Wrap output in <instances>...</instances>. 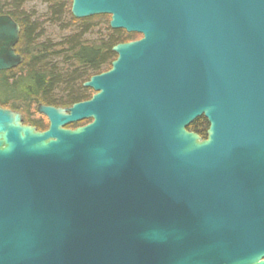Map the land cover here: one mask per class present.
I'll use <instances>...</instances> for the list:
<instances>
[{"label":"water","instance_id":"1","mask_svg":"<svg viewBox=\"0 0 264 264\" xmlns=\"http://www.w3.org/2000/svg\"><path fill=\"white\" fill-rule=\"evenodd\" d=\"M112 69L40 132L0 107V264H264V0H73ZM0 15V72L23 64ZM205 117L207 139L189 131ZM92 121L68 129L71 124Z\"/></svg>","mask_w":264,"mask_h":264},{"label":"trees","instance_id":"2","mask_svg":"<svg viewBox=\"0 0 264 264\" xmlns=\"http://www.w3.org/2000/svg\"><path fill=\"white\" fill-rule=\"evenodd\" d=\"M33 1L36 0H0V15L11 16L21 26L16 52L24 58L18 68L0 72V107L21 112L26 115L25 124L45 132L49 127L43 121L33 120L32 111L39 113L40 105L67 109L90 100L94 92L84 88V84L112 69L118 58L114 47L143 37L112 30L111 16L78 20L73 17L72 3L69 5L68 0H43L50 6L49 14L33 21V14L25 8ZM48 24L75 34L58 44L41 42ZM97 27L102 28V34L95 40L86 39ZM91 122L71 124L67 128L75 130ZM209 128L208 120L202 117L188 130L207 139Z\"/></svg>","mask_w":264,"mask_h":264},{"label":"rangeland","instance_id":"3","mask_svg":"<svg viewBox=\"0 0 264 264\" xmlns=\"http://www.w3.org/2000/svg\"><path fill=\"white\" fill-rule=\"evenodd\" d=\"M67 2L70 5L71 3H73V0H68ZM25 8H26L27 12L33 14V17H32L33 21L37 20L41 16L49 14V10H50V6L47 3H45L43 0H36L33 2H29L25 5ZM92 31H93V33L90 36L85 37L86 39L95 40L98 38L97 37L98 35L102 34V28L101 27H97ZM72 34H75L74 31L71 32L69 30V31L63 32L57 26H53V25L48 24V25H46V34L41 37L40 41L44 42V43L48 41V42H52L54 44H58V43H61L64 39H68L70 37V35H72ZM103 34H105V33H103ZM140 38L141 37L139 36L137 39H140ZM94 95H95V92L93 93V96ZM0 97H1V95H0ZM17 112H19V111H17ZM32 114H34L32 116L33 120L43 121L46 128H48L50 126L49 120L45 116L41 115L40 113H34V111H32ZM30 116H28V117H30ZM23 117H24V124H25L26 115H23ZM25 125H27V124H25ZM28 126H31V125H28ZM32 127H35V126H32ZM35 128H37V127H35Z\"/></svg>","mask_w":264,"mask_h":264},{"label":"flooded vegetation","instance_id":"4","mask_svg":"<svg viewBox=\"0 0 264 264\" xmlns=\"http://www.w3.org/2000/svg\"><path fill=\"white\" fill-rule=\"evenodd\" d=\"M8 110H11V109H8ZM14 111V110H13Z\"/></svg>","mask_w":264,"mask_h":264}]
</instances>
